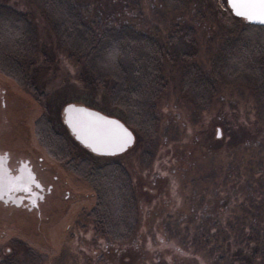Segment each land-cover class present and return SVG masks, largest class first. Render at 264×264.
I'll return each mask as SVG.
<instances>
[{
	"label": "rangeland",
	"instance_id": "rangeland-1",
	"mask_svg": "<svg viewBox=\"0 0 264 264\" xmlns=\"http://www.w3.org/2000/svg\"><path fill=\"white\" fill-rule=\"evenodd\" d=\"M7 1L30 14L42 49L52 52L49 61L36 55L34 65L48 96L46 113L56 128L70 134L62 105L82 103L88 97L103 112L129 117L130 109L110 102L103 90L84 86L78 77L79 63L56 48L46 21L28 0ZM87 1L90 13L101 2L107 4L105 12L112 7L111 0ZM128 4V24L160 43L179 21L190 24L194 40L185 61L161 62L164 88L153 105L154 136L148 139L143 132L136 133L133 143L114 156L127 170L138 200L136 226L129 238L114 241L94 228L86 214L95 201L94 188L46 153L35 135L43 107L0 72L5 90L0 98V144L27 157L43 188L50 186L32 207L0 204V250L11 251V240L20 239L40 254L31 264H225L236 247V236L246 235L228 226L252 222L262 212L264 124L256 117L253 92L244 85L215 82V92L201 108L179 86L184 62L193 61L210 75L218 46L233 36L242 18L231 13L226 0H193L181 11L165 8L160 0H128ZM75 147L74 153L79 149ZM226 192V203L214 201ZM215 202L222 211L211 218L207 212ZM254 208L258 216L251 213ZM205 225L209 227L201 235L198 229Z\"/></svg>",
	"mask_w": 264,
	"mask_h": 264
},
{
	"label": "trees",
	"instance_id": "trees-1",
	"mask_svg": "<svg viewBox=\"0 0 264 264\" xmlns=\"http://www.w3.org/2000/svg\"><path fill=\"white\" fill-rule=\"evenodd\" d=\"M28 1L46 21L56 48L79 63L78 77L84 86L95 91L101 89L110 102L130 109L129 117L122 120L135 137L143 132L151 139L156 128L154 101L164 88L161 62L185 61L191 55L194 40L190 24L175 22L165 42L160 43L128 24V0H111L112 7L107 12L104 11L107 4L98 3L95 13H90L87 0ZM160 2L167 9L181 11L193 0ZM43 47L30 14L0 0V72L29 91L43 107L45 113L35 121V135L46 153L62 160L94 188L95 201L86 212L94 228L114 241H123L132 235L138 212L130 176L122 163L114 159L115 154H94L69 133L55 127L46 113L48 96L43 83H38V67L34 65L38 54L44 60L52 59V52H44ZM210 65L207 75L195 62H184L179 79L184 96L204 108L215 92V82L244 85L253 92L256 117L264 124V24L242 18L233 36L221 41ZM87 100L82 103L102 110L92 98ZM73 147L79 149L74 153ZM99 156L105 159L99 161ZM228 194L214 201L226 203L224 198ZM216 202L207 212L211 218L221 215L222 207ZM261 210L258 216L252 209L251 213L259 217H253L252 222L228 226L236 234L246 235L236 236V247L225 264H264V206ZM208 227L198 229L201 235ZM219 227L220 233L223 230ZM205 240L208 242L207 237ZM10 244L11 251L0 250V264H31L40 259V254L22 240L12 239Z\"/></svg>",
	"mask_w": 264,
	"mask_h": 264
},
{
	"label": "water",
	"instance_id": "water-1",
	"mask_svg": "<svg viewBox=\"0 0 264 264\" xmlns=\"http://www.w3.org/2000/svg\"><path fill=\"white\" fill-rule=\"evenodd\" d=\"M226 4L232 14L242 17L237 15L233 7L229 5V0H226ZM245 20L251 23L264 24ZM62 118L72 137L94 154L113 155L120 153L129 147L134 140L133 131L122 119L84 103L65 102L62 105ZM125 134H130V142L121 144V137ZM19 180L22 183L24 177L21 175ZM33 181L40 187L37 179ZM8 182L10 183V181ZM47 190H49V187H47ZM4 191H6V186ZM41 198L42 196H40ZM35 204L36 202L33 203V205Z\"/></svg>",
	"mask_w": 264,
	"mask_h": 264
},
{
	"label": "flooded vegetation",
	"instance_id": "flooded-vegetation-1",
	"mask_svg": "<svg viewBox=\"0 0 264 264\" xmlns=\"http://www.w3.org/2000/svg\"><path fill=\"white\" fill-rule=\"evenodd\" d=\"M4 93L5 90L0 85L1 99ZM27 159V157L24 158L22 154L12 149V147H4L0 144V163H2V169L5 174L4 186L0 190V204L32 207L33 203L37 202L40 196H43L45 189L47 190V187L50 189V186L43 188L44 186L36 178ZM21 175L24 177L22 183L19 180ZM34 179L39 181L40 187L34 183ZM5 186L6 191H4Z\"/></svg>",
	"mask_w": 264,
	"mask_h": 264
},
{
	"label": "snow or ice",
	"instance_id": "snow-or-ice-1",
	"mask_svg": "<svg viewBox=\"0 0 264 264\" xmlns=\"http://www.w3.org/2000/svg\"><path fill=\"white\" fill-rule=\"evenodd\" d=\"M229 5L233 7L237 15L243 18L264 23V0H229ZM130 134L121 137V144L130 142ZM5 182V174L0 163V190L3 189Z\"/></svg>",
	"mask_w": 264,
	"mask_h": 264
}]
</instances>
